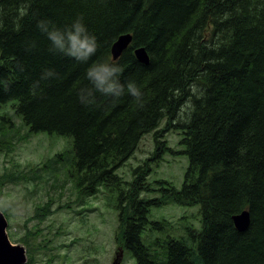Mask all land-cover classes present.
<instances>
[{
    "label": "trees",
    "instance_id": "trees-1",
    "mask_svg": "<svg viewBox=\"0 0 264 264\" xmlns=\"http://www.w3.org/2000/svg\"><path fill=\"white\" fill-rule=\"evenodd\" d=\"M243 6L263 9L250 15ZM78 18L97 37L87 63L50 51L37 27L48 20L64 28ZM128 32L132 46L112 60L114 42ZM138 46L146 47L148 64L136 59ZM104 60L119 65L122 83L136 82L142 106L126 91L118 99L94 92L92 103L80 102L79 90L92 87L87 68ZM47 70L57 75L44 78ZM188 99L193 108L182 144L190 168L181 196L199 205L202 228L184 225L186 243L172 241L157 261L141 242L142 230L137 235L140 222L130 224V212L138 210L132 202L126 218L119 215L124 244L138 264H264V0H0V112L10 124L21 117L30 132L72 138L67 162L82 174L78 191L108 183L141 136L164 117L175 119ZM6 124L2 134L12 131ZM11 172L34 185V198L36 176ZM203 177L208 184L199 183ZM244 209L251 221L239 231L233 215ZM34 215L47 218L40 209ZM68 225L32 227L21 236L25 226L17 224L10 233L45 264L64 245L54 242Z\"/></svg>",
    "mask_w": 264,
    "mask_h": 264
},
{
    "label": "rangeland",
    "instance_id": "rangeland-1",
    "mask_svg": "<svg viewBox=\"0 0 264 264\" xmlns=\"http://www.w3.org/2000/svg\"><path fill=\"white\" fill-rule=\"evenodd\" d=\"M91 1L100 0H84V3ZM245 7L250 15L259 14L263 9L258 12ZM172 109L176 110L175 107ZM190 110L191 103L188 102L172 122L186 119ZM10 122L0 112V124L12 128L10 134L0 131V209L12 218V224L24 223L28 217L27 231L37 226L69 223L67 235H60L54 242L64 245L56 249L57 255L45 264H112L115 258L119 264H138L125 247L124 221L119 216L122 212L123 219L126 218L132 202L138 210L130 212V224L140 222L137 235L142 230L141 242L157 261H161L165 248L172 241L186 243L188 232L184 225L191 224L195 232L202 228L199 205H189L183 196H177L189 160L181 144V131L176 126L161 122L155 132L143 135L131 157L121 161L118 170L111 172L108 183L94 188L84 186L78 191L75 186L83 180L82 174L72 166L73 161L67 162L74 156L72 138L29 132L27 136L23 133L25 141L18 144V131L26 132V128ZM20 166L36 176L37 192L34 195L41 206H45L46 219L40 220L34 215L37 201L31 196L34 185L25 186L12 175L11 168L16 170ZM199 183L208 184L207 178L203 177ZM24 233L23 229L20 235ZM121 249L122 255L117 256ZM30 256L31 261L22 264H44L42 255L33 248Z\"/></svg>",
    "mask_w": 264,
    "mask_h": 264
},
{
    "label": "clouds",
    "instance_id": "clouds-1",
    "mask_svg": "<svg viewBox=\"0 0 264 264\" xmlns=\"http://www.w3.org/2000/svg\"><path fill=\"white\" fill-rule=\"evenodd\" d=\"M38 29L51 42L50 51L69 56L79 62L87 63L95 55L98 48L97 37L87 30L82 18H78L71 25L59 28L48 20H40ZM122 69L110 60L92 63L86 70V78L91 88H81L78 97L81 103L93 102L94 92L118 99L125 94L131 95L135 101L143 105V93L135 81H128L125 85L119 79ZM57 75L53 70H47L44 78Z\"/></svg>",
    "mask_w": 264,
    "mask_h": 264
},
{
    "label": "water",
    "instance_id": "water-1",
    "mask_svg": "<svg viewBox=\"0 0 264 264\" xmlns=\"http://www.w3.org/2000/svg\"><path fill=\"white\" fill-rule=\"evenodd\" d=\"M236 216V217H235ZM233 216V221L239 231H244L250 224V215L244 211L239 215ZM7 222L0 212V264H22L26 262V250L21 244L12 245L9 235L5 228ZM4 243V244H3ZM7 244L8 247L5 245ZM114 264H119L115 262Z\"/></svg>",
    "mask_w": 264,
    "mask_h": 264
},
{
    "label": "bare ground",
    "instance_id": "bare-ground-1",
    "mask_svg": "<svg viewBox=\"0 0 264 264\" xmlns=\"http://www.w3.org/2000/svg\"><path fill=\"white\" fill-rule=\"evenodd\" d=\"M167 125V124H166ZM175 128V127H174ZM161 129V128H160ZM169 130V129H168ZM182 134V133H181ZM139 147V146H138ZM119 205V204H118ZM147 230V229H146Z\"/></svg>",
    "mask_w": 264,
    "mask_h": 264
}]
</instances>
